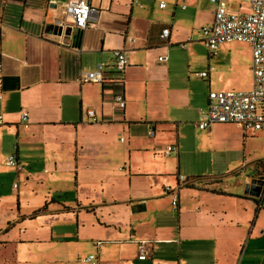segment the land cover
I'll return each instance as SVG.
<instances>
[{
    "label": "crops",
    "instance_id": "crops-1",
    "mask_svg": "<svg viewBox=\"0 0 264 264\" xmlns=\"http://www.w3.org/2000/svg\"><path fill=\"white\" fill-rule=\"evenodd\" d=\"M63 1L0 0V264H85L88 254L96 264H264V164L252 173L181 164L189 123L208 137L228 124L196 126L208 93L251 89L249 45L204 52L209 0H88L97 14L78 40L74 29L47 33ZM115 49L127 60L120 83L81 81L98 63L117 77ZM12 154L20 171L7 164ZM252 179L263 181L258 196Z\"/></svg>",
    "mask_w": 264,
    "mask_h": 264
},
{
    "label": "built area",
    "instance_id": "built-area-1",
    "mask_svg": "<svg viewBox=\"0 0 264 264\" xmlns=\"http://www.w3.org/2000/svg\"><path fill=\"white\" fill-rule=\"evenodd\" d=\"M209 1L213 5L212 20L201 28L202 41L212 57L216 55L217 49L222 43L243 42L248 44L252 55V87L248 91H210L206 109H199L204 118L198 121L196 126L200 129H208L213 124L228 123L236 125L243 133L262 132L264 131V0H249V7L244 11L230 9L229 0ZM53 5L55 8L58 4L54 2ZM164 6L163 2L159 3V7ZM96 14L97 10L91 7L88 0H64L60 4V15L56 19V24L62 31L74 29L79 33L86 28L87 23L93 20ZM168 33L169 29L164 28L160 33L161 40H165ZM113 56L117 77L108 80L104 76L103 65L98 63L94 70L82 74L81 81L110 85L120 83L122 81L121 74L127 61L126 55L122 50L115 49ZM158 60L164 62L167 57L161 55ZM199 76L206 77L207 72H200ZM114 100L119 109L125 107V99L121 93L115 94ZM86 114L92 122L97 121L93 109H87ZM20 118L24 126H27V113L22 112ZM146 134L153 136V127H149ZM120 140L122 141L123 138L121 137ZM173 152H177L175 144L168 145L164 149L165 155ZM7 164L15 168L16 171L22 169L15 154L8 157ZM178 177L184 179L183 175H178ZM165 194L171 197L172 205L175 207L178 200L176 189L166 186ZM137 257L141 260L147 257L144 242L138 244ZM82 262L96 264L95 254H88L82 259Z\"/></svg>",
    "mask_w": 264,
    "mask_h": 264
},
{
    "label": "rangeland",
    "instance_id": "rangeland-1",
    "mask_svg": "<svg viewBox=\"0 0 264 264\" xmlns=\"http://www.w3.org/2000/svg\"><path fill=\"white\" fill-rule=\"evenodd\" d=\"M236 5V1L230 2L233 10L236 9ZM200 45L204 52H207L205 45L202 43ZM216 129L214 134L208 137V130H198L193 123L187 125L184 141L190 142V146L188 147L189 152L181 160L184 168L195 166L204 168L200 171L213 169L214 172L221 173L228 166L235 165L246 173H252L254 168L264 164V131L242 135L240 129L234 124H221ZM201 133H205L207 139L205 150L198 149L195 144L199 139V142L204 141ZM17 184L16 181L14 186L16 187Z\"/></svg>",
    "mask_w": 264,
    "mask_h": 264
},
{
    "label": "water",
    "instance_id": "water-1",
    "mask_svg": "<svg viewBox=\"0 0 264 264\" xmlns=\"http://www.w3.org/2000/svg\"><path fill=\"white\" fill-rule=\"evenodd\" d=\"M47 33H56V34H60L61 33V28L60 27H53L51 25H49L46 29ZM262 180H257V179H252L251 181V186H250V193L249 195L251 196H258L260 194L261 191V185H262Z\"/></svg>",
    "mask_w": 264,
    "mask_h": 264
},
{
    "label": "trees",
    "instance_id": "trees-1",
    "mask_svg": "<svg viewBox=\"0 0 264 264\" xmlns=\"http://www.w3.org/2000/svg\"><path fill=\"white\" fill-rule=\"evenodd\" d=\"M77 40L79 39V33H77L76 37ZM112 79V78H111ZM110 78L108 80H111Z\"/></svg>",
    "mask_w": 264,
    "mask_h": 264
}]
</instances>
